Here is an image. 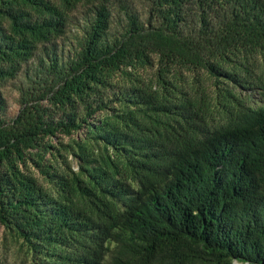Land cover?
<instances>
[{"label":"trees","instance_id":"16d2710c","mask_svg":"<svg viewBox=\"0 0 264 264\" xmlns=\"http://www.w3.org/2000/svg\"><path fill=\"white\" fill-rule=\"evenodd\" d=\"M0 226L19 264H264V0H0Z\"/></svg>","mask_w":264,"mask_h":264},{"label":"rangeland","instance_id":"374dc122","mask_svg":"<svg viewBox=\"0 0 264 264\" xmlns=\"http://www.w3.org/2000/svg\"><path fill=\"white\" fill-rule=\"evenodd\" d=\"M91 12L89 11V7L86 5H78V7L71 12L70 22L68 29L59 41V52L64 56H68L75 47H77L78 41L82 38L84 30L87 26V23L90 19ZM13 85L7 86L4 90V94L7 100V109H6V117H12L18 110L17 104V91L12 87ZM252 96V102L254 104L261 103V97L256 92H250ZM75 136V134H74ZM64 142L68 140V138L64 137L62 139ZM68 160H71V157H68ZM71 166L75 167V162H71ZM113 243H110L112 246ZM6 258V261L9 264H19L20 257L17 255L15 246L10 247L6 250L3 246V229L0 226V258ZM109 257L105 258L104 264L108 263ZM236 264H241L237 263Z\"/></svg>","mask_w":264,"mask_h":264}]
</instances>
